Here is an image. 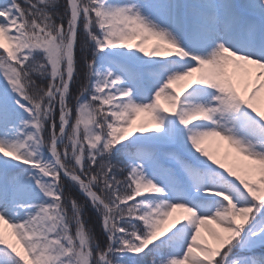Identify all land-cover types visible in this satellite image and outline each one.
<instances>
[{
	"label": "snow or ice",
	"instance_id": "6c2138e0",
	"mask_svg": "<svg viewBox=\"0 0 264 264\" xmlns=\"http://www.w3.org/2000/svg\"><path fill=\"white\" fill-rule=\"evenodd\" d=\"M0 264H264V0L0 5Z\"/></svg>",
	"mask_w": 264,
	"mask_h": 264
},
{
	"label": "rangeland",
	"instance_id": "374dc122",
	"mask_svg": "<svg viewBox=\"0 0 264 264\" xmlns=\"http://www.w3.org/2000/svg\"><path fill=\"white\" fill-rule=\"evenodd\" d=\"M7 2H8V0H0V5L5 4V3H7ZM182 85H183V82H181L180 85H176V87H177V88H181ZM213 142H214V141H212V140H208V141H206L205 144H204V146H205L210 152H212L213 154H216V148L213 149V150H211L210 146H212V145H214V144H216V145H218V144H223V145H224V149H227V145L224 144V142L219 141L217 138H216V140H215V143H213ZM219 157H220V158H223V152H221V153L219 154ZM224 162H225V163H230L229 160H225ZM174 215H177V216H178V215H180V214H179V213H176V214H174Z\"/></svg>",
	"mask_w": 264,
	"mask_h": 264
},
{
	"label": "trees",
	"instance_id": "16d2710c",
	"mask_svg": "<svg viewBox=\"0 0 264 264\" xmlns=\"http://www.w3.org/2000/svg\"><path fill=\"white\" fill-rule=\"evenodd\" d=\"M78 55H79V51H78ZM77 87H78V85H77ZM73 92L75 93L76 92V87H74L73 88ZM117 163V166L119 167L120 165H119V162H116ZM81 201H82V198H81ZM89 212H90V210H89ZM96 230L97 231H99V228H98V225L96 226ZM151 258H149V260H150Z\"/></svg>",
	"mask_w": 264,
	"mask_h": 264
},
{
	"label": "bare ground",
	"instance_id": "6f19581e",
	"mask_svg": "<svg viewBox=\"0 0 264 264\" xmlns=\"http://www.w3.org/2000/svg\"><path fill=\"white\" fill-rule=\"evenodd\" d=\"M209 140H212V141H214L213 143H215L216 138H212V139H209ZM216 147H217L216 144L210 146L211 150L215 149Z\"/></svg>",
	"mask_w": 264,
	"mask_h": 264
}]
</instances>
